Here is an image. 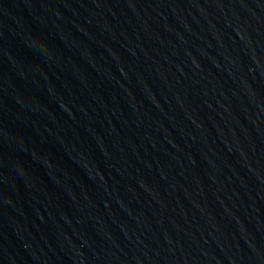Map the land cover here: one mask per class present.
Wrapping results in <instances>:
<instances>
[{
    "label": "water",
    "instance_id": "95a60500",
    "mask_svg": "<svg viewBox=\"0 0 264 264\" xmlns=\"http://www.w3.org/2000/svg\"><path fill=\"white\" fill-rule=\"evenodd\" d=\"M0 264H264V0H0Z\"/></svg>",
    "mask_w": 264,
    "mask_h": 264
}]
</instances>
